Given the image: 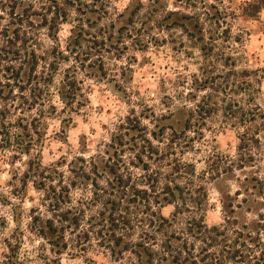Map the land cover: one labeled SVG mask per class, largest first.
Masks as SVG:
<instances>
[{
  "label": "rangeland",
  "instance_id": "rangeland-1",
  "mask_svg": "<svg viewBox=\"0 0 264 264\" xmlns=\"http://www.w3.org/2000/svg\"><path fill=\"white\" fill-rule=\"evenodd\" d=\"M12 1L20 4L17 12L33 5L40 14L32 18L34 29L29 30L37 49L57 47L65 51L83 29L86 39L83 49L91 48L94 55L77 76L84 83V98L80 99L84 105L61 113L62 104L55 97L57 111L44 120L43 142L32 152L42 167L62 172L65 183L69 182V163L77 166V158L87 161L91 156L102 154L118 128L126 127L127 118L137 119L148 130L155 129L157 124H170L178 129L184 126L189 111L208 94L212 96L213 110L207 117L206 114L202 119L197 117L204 125L203 147L196 144V150H177L184 153L182 161L194 164L196 173L204 170L206 153L234 157L239 144L237 129L230 126L219 101L226 82L236 79L234 72H228L233 65L235 71L247 72L245 78L249 85L244 86V91L255 93L257 103L264 107V3L258 16L249 19L242 17L241 11L253 0H65L62 24L49 31L41 26L40 17L54 10L50 8L54 7V0ZM134 12L137 13L135 25L131 26L129 19ZM0 15L1 32L11 18ZM189 17L193 19L191 22L198 23V28L188 30L181 25L188 23ZM200 28L205 34L203 42L191 36L192 33L198 37ZM102 33L109 37L105 46L100 43ZM210 42L214 47L213 63L209 64L200 47L206 52ZM71 65L70 58L60 68ZM204 69L209 73L204 74ZM61 74L62 71L55 77L56 85ZM201 84L210 85L209 89L201 91ZM154 145L158 144L154 141ZM255 153L260 161L245 171L264 181V141ZM129 156L126 152L124 157ZM28 159L0 151V264H130L129 254L111 256L93 241L79 245L76 234L69 231L65 236L68 247L60 254L57 253L60 246L52 248L36 234L33 218L45 220L51 214L44 202V193L31 181L25 187L22 185ZM132 171L136 176L141 173L139 169ZM238 179L242 181L243 176L235 171L203 183L208 198L204 222L208 227L223 224L225 215L251 227L257 214L263 212L264 196L252 188L253 182L240 187ZM238 189L241 194L236 197ZM88 196V190L80 188L72 189L70 194L74 205ZM174 210V206L168 205L160 208V213L168 218ZM180 222L176 231L184 224ZM81 242H84L82 237ZM80 247L84 252H79Z\"/></svg>",
  "mask_w": 264,
  "mask_h": 264
},
{
  "label": "trees",
  "instance_id": "trees-1",
  "mask_svg": "<svg viewBox=\"0 0 264 264\" xmlns=\"http://www.w3.org/2000/svg\"><path fill=\"white\" fill-rule=\"evenodd\" d=\"M12 2L0 0V14L11 18L0 32V151L29 158L22 185L25 187L31 181L42 191L51 214L45 220L33 218L36 234L52 248L60 246L57 249L60 254L68 247L65 236L69 231L76 234L79 245L93 241L111 256L129 254L130 264H264V209L251 227L240 225L227 215L218 226L208 227L204 222L208 202L205 180L213 182L238 171L243 176L242 181H237L240 187L253 182L252 188L264 196L263 179L245 171L260 161L255 149L264 141V107L257 103L255 93L244 91V86L249 85L245 78L247 72L235 71L234 65L228 69L234 72L236 79L226 82L227 87L221 91L223 97L219 98L225 118L237 129L239 144L234 157L206 153L205 168L196 173L194 164L182 161L184 153L177 150H196V144L203 147L204 125L197 117L202 119L205 114L207 117L213 110L212 96L208 94L201 97L189 111L184 126L178 129L170 124H157L155 129L148 130L137 119L127 118L126 127L118 128L102 154L91 156L87 161L75 158L79 161L77 166L69 163L70 177L65 183L62 172L42 167L38 156L33 158L32 152L43 142L44 120L57 111L53 103L55 97L62 104L61 113L84 105L80 100L84 98V83L77 76L94 55L91 48L83 49L86 42L83 29L65 51L57 47L37 49L29 30L34 29L32 18L40 14L33 5L17 12L20 4ZM53 3L54 7L50 8L54 10L40 17L41 26L49 31L62 24L64 16L65 0ZM263 3L264 0L246 3L241 16L255 18ZM136 14H131L129 25H135ZM186 20L188 23L182 26L188 30L198 28L191 17ZM216 22L219 23V19ZM132 29L135 30L134 26ZM198 33V37L192 33L191 36L203 42L205 34L201 28ZM208 40L212 41L210 37ZM107 41L109 37L102 33L100 43L105 46ZM202 47L206 61L213 63L212 43L206 52ZM70 58L73 65L61 69V64ZM100 70L103 72L102 66ZM60 71L61 79L56 85L55 77ZM203 73L209 71L204 69ZM210 84H214L212 79ZM209 86L199 85L203 92ZM154 141L158 145H154ZM126 152L130 156L125 159ZM133 168L141 173L134 175ZM77 188L88 190L89 196L74 205L70 194ZM235 192L236 197L241 194L240 189ZM168 205L175 210L167 218L160 213V208ZM181 220L184 224L176 231ZM81 237L84 242L80 243ZM84 250L80 247L79 252Z\"/></svg>",
  "mask_w": 264,
  "mask_h": 264
}]
</instances>
